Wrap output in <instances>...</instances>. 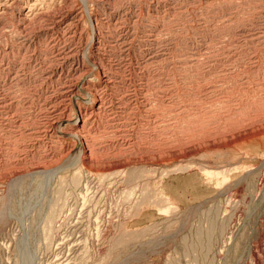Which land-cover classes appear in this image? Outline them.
Segmentation results:
<instances>
[{
    "label": "rangeland",
    "instance_id": "374dc122",
    "mask_svg": "<svg viewBox=\"0 0 264 264\" xmlns=\"http://www.w3.org/2000/svg\"><path fill=\"white\" fill-rule=\"evenodd\" d=\"M0 264H264V0H0Z\"/></svg>",
    "mask_w": 264,
    "mask_h": 264
}]
</instances>
